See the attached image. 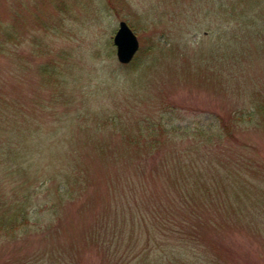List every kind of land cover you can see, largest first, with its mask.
I'll return each mask as SVG.
<instances>
[{
	"label": "rangeland",
	"instance_id": "1",
	"mask_svg": "<svg viewBox=\"0 0 264 264\" xmlns=\"http://www.w3.org/2000/svg\"><path fill=\"white\" fill-rule=\"evenodd\" d=\"M261 11L251 2L236 5L233 0H0V35L6 30L11 35H38L51 52L64 50L71 56L63 62L71 96L53 114L56 131L48 137L52 141L41 146L87 151L89 155L83 159L92 172L83 193L62 194L52 202L55 196L40 187L37 175H19L29 165L26 146L16 147L21 153L12 164L1 157L12 156L4 150L0 156V209H16L24 186L35 190L30 206L26 204L27 225L13 238H0V264H134L149 229L145 225L141 231L138 224L130 225L131 214L121 210L120 203L139 200L140 211L134 210L133 220L142 223L141 215L147 210L151 218V208L152 217L161 218L160 233H166L169 217L148 205L144 196L162 199L174 169L185 167L186 158L202 152L210 156L202 160L214 164L213 170L205 168L209 175L224 166L222 175L214 172L212 189L203 196L204 204L212 203V195L218 198L217 204L207 206L206 213L223 221L215 225L211 220L208 229L212 232L201 230L203 247L212 262L202 255L198 259L204 264H264V233L256 231L259 219H251L256 215L221 207L224 197L238 198L241 207L249 202L250 189L230 192L236 183L229 178L233 170L239 169L246 182L239 186L247 188L261 179L259 185L264 186V127L246 123L252 104L264 101V27L258 22L250 26L249 18ZM120 21L128 24L139 42L133 66H121L115 57L112 37ZM24 39L8 46L5 43L0 50V84L22 98L31 94L37 79L41 84L33 67L45 61L29 53ZM69 63L73 69L66 68ZM23 75L26 82L20 85L16 81ZM39 91L45 100L49 92ZM84 110L94 114L83 117ZM103 117L109 119L103 122L107 126L100 132L90 130L88 135L110 149L121 151L123 135L134 134L138 127L145 130L147 120L161 125L158 133L168 134L165 139L159 137L153 157L140 151L142 156L135 159L138 176L130 179L139 190L122 191L129 179L120 174L118 164L97 159L94 143L80 132L82 126L91 127L89 121ZM220 120L230 125L231 132L223 134L221 141L216 138ZM111 125L119 127L111 130ZM201 132L209 136L208 143L197 137ZM41 137L46 138L43 132ZM191 151L198 153L191 155ZM176 156L181 157L179 165L173 162ZM227 158L238 160V165H226ZM34 170L30 168L29 174ZM48 186L53 193L56 188ZM224 187L227 194H223ZM116 221L118 227H114ZM124 221L129 227L119 229ZM167 229L170 233V227ZM147 252L152 255L151 249L144 248L143 253ZM184 252L182 249L181 257Z\"/></svg>",
	"mask_w": 264,
	"mask_h": 264
},
{
	"label": "trees",
	"instance_id": "2",
	"mask_svg": "<svg viewBox=\"0 0 264 264\" xmlns=\"http://www.w3.org/2000/svg\"><path fill=\"white\" fill-rule=\"evenodd\" d=\"M233 1L236 2V5L248 4L251 2L256 5V7H261L262 11L259 14L256 16H249L250 21H252L250 26H253V23L258 22L257 24L260 27H264V0ZM34 9H36V7ZM18 16L20 17V15ZM0 38V50H2V46L5 43H7L6 46H8L9 43H19L21 40L24 41V38H27V44L30 46L29 53L38 59V35H11L10 31L6 30L4 35H0ZM49 54V50L44 47L41 55L49 56ZM47 56L44 57L46 60L40 67L39 76L41 77V84L38 83L37 79V81L32 84L30 88L31 94L28 97L22 98L19 93L14 91V89H9L10 92H8L6 86L0 84V156L4 153V150H6L5 152L9 151L12 153V156L2 155L1 157L11 164L12 162H17L21 151L16 147L24 144L27 149V155H30L28 160L29 165L24 168V171H21L19 175L21 176L25 174L27 178L37 175L40 187H45L44 191L46 190L50 196L51 194L55 196L51 197L53 202V198L60 199L63 195L73 196L75 192H78L79 194L83 193L86 190L87 183L92 177V172L89 165L83 159V157L89 155L87 151L80 150V148L75 149L73 147H70L69 149L52 150L41 146V143L52 141L48 139V137L50 133L56 131L55 122L52 124V120L54 121L53 114L58 110L61 101L68 96H71V92L68 90L69 81L63 76L62 72L65 68V66H63V61L66 58H61V55H59L55 60L50 57L47 59ZM66 68H72L71 64L67 65ZM33 70L37 75L38 63L34 65ZM24 77L25 75L16 82L20 85L21 83H25L26 81H24ZM2 79V76H0V80ZM39 89H44L46 92H49V95H47L46 98L47 101L46 99H41L39 96ZM78 113L80 112L78 111ZM93 114L92 111L88 110H84L82 113L83 117L89 118L90 115ZM99 120L100 121L96 122L89 121L91 127L86 125L82 126L80 132L86 135V141L91 140L94 143L95 147L93 151H95L94 154L97 159L101 158L106 162L109 161L118 164L120 174L123 175L124 179H129V182L126 183L127 185L121 187L122 191L126 190L134 192L139 190L140 186L138 187L131 181L132 177L138 176V168L134 163L135 159L140 158L142 153H145V157L147 158L153 157L155 155V153H153V148L159 143V137L163 136V139H165L168 134L166 132L163 134V131L161 134L157 132V128L161 130L160 124L151 120L144 121L146 123L145 130L138 127L134 134L125 133V135H123L121 142L124 143V146L122 150L119 151V148H117V150L110 149L102 143L95 142L92 135H88L90 130L100 132L104 129L107 125L103 122L108 121L109 119L103 117ZM246 121L247 124H257L258 127L260 125L264 127V102L260 103V101H258L252 104L250 111L246 115ZM117 127L119 126L111 125V130H116ZM220 127L224 129L223 132L220 130ZM220 127L216 135V138H218L219 141L222 140L221 136L223 134H231L229 129L230 125L228 127L227 123L225 124L224 121H221ZM42 132L46 138L41 137ZM197 137L203 139L206 143L209 141V136L205 135L203 132ZM68 142L71 144L72 141L68 140ZM140 151H142V153H140ZM196 153H198V151L190 152L191 155H195ZM173 156H175V154L172 155V157ZM180 158V156H176L175 161L173 162H175L176 165L181 164L182 161ZM203 158L210 159V156L208 153L203 154L202 152V155L188 157V159H185L187 161L185 167L174 169L175 173L172 174L175 175L172 177L169 175L168 186L165 188L168 190L163 191L162 199L147 195L144 196L146 198L148 197V205H152L154 209L156 207L161 214L169 217V224L165 227L166 230H164L166 233H160L159 227L162 223L160 221L161 218L157 215L152 217L153 212L151 211V208H149V210L151 212L152 220H146V218H150L148 210L141 215L143 220L142 223H139L138 220H133L134 210L138 208L137 210L140 211L139 205L141 202L139 200H136L133 203H128L127 201L124 202L125 200H123V202L120 203L122 206L121 210L125 213L131 214L132 222L128 220L130 225L133 224L134 227V224H138L141 231H143L142 227L145 228V225L147 226V230L149 229L148 236L144 240L145 243L142 247L143 249L135 256L136 260L134 264H204L198 259V255H202L209 262H212V260H210L211 255L208 253L209 251L203 247V233L201 230L206 229L212 232L211 229H208L211 220L215 225H221L220 222L223 220L219 222L213 215L211 217L206 213L207 206L210 204L212 206L217 204L216 201L218 198L215 197V195H212V203L204 204L206 200L203 201V196L204 192L212 189L213 183L211 181L215 179L214 172L218 171L216 174L218 175L220 173V175H222V170L220 169H224V166L221 165L218 167L219 169L215 168V170L209 175L205 171V168L213 170L214 164H211V162H204L202 160ZM220 162L223 164V161ZM230 162L238 165L239 161L234 160L233 158H227V161L225 160L224 163L227 165ZM30 168H35V170L29 174ZM144 171H146V169ZM233 171L234 172L230 174L229 178L236 180V183L233 188H231L230 192L237 194L240 189H250V200L248 199L249 202L241 207V205H239L241 201H238V198L224 197L223 205L221 207L230 209L233 212L238 209L241 212L243 211L244 214L252 216L256 215L251 218L252 220L256 217L259 219L256 221L259 222L256 226V231H262V233H264V228H261L263 227L262 223L264 222V186L259 185L263 179H261L259 183L245 188L238 185L239 183L241 185L246 183L243 180L244 178H241L239 170L237 169L236 171ZM250 172H252V170H250ZM254 172L256 173V171ZM7 175L11 176L12 172H8ZM48 183L56 188L53 190V193H51ZM223 189V194H227L225 187ZM34 190L35 189L31 186H24L21 190L23 195L22 201L18 203L16 209H10V212L2 211L0 209V238H13L15 237V233L21 227L27 225V205L29 204L30 206L31 201H33ZM138 202L140 203L138 204ZM247 206H250L251 209H247ZM38 210H40V208H38ZM110 213L113 216L117 215L116 211H110ZM208 216H210V218H207ZM116 224L117 225H114V227H118V221H116ZM126 225L128 224L124 221L119 229H126L129 227ZM167 227H170V231L174 236L169 235L171 232L169 233L167 231ZM151 228L153 231H151ZM156 231L158 233H156ZM98 234L95 235V239H97ZM170 237H172V239ZM157 238L160 239L157 240ZM141 239L142 237L139 238V243H141ZM111 242H113V240L109 241V243ZM150 242H153V246H149L150 248H148ZM145 245H147V247ZM144 248H147L148 251L151 249L152 255H148L149 252L143 253ZM182 249H185L183 257L180 255L183 254ZM46 260L47 259L44 258V261ZM215 263L217 262L214 261L212 264Z\"/></svg>",
	"mask_w": 264,
	"mask_h": 264
},
{
	"label": "water",
	"instance_id": "3",
	"mask_svg": "<svg viewBox=\"0 0 264 264\" xmlns=\"http://www.w3.org/2000/svg\"><path fill=\"white\" fill-rule=\"evenodd\" d=\"M113 43L116 46V57L121 64H128L138 48L137 40L124 22L119 23Z\"/></svg>",
	"mask_w": 264,
	"mask_h": 264
}]
</instances>
